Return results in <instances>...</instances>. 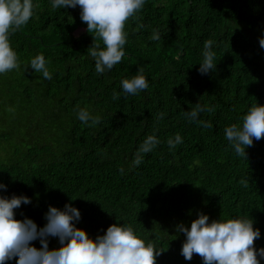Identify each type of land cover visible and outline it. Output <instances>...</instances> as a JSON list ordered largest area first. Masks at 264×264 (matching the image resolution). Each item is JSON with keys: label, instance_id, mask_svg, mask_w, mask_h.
<instances>
[{"label": "trees", "instance_id": "1", "mask_svg": "<svg viewBox=\"0 0 264 264\" xmlns=\"http://www.w3.org/2000/svg\"><path fill=\"white\" fill-rule=\"evenodd\" d=\"M33 4L32 18L9 37L20 68L0 74V182L7 185L0 194L31 199L16 219L43 227L50 205L71 203L81 213L76 227L90 238L130 223L162 250L156 264H203L198 255H181L185 236L177 226L190 228L200 212L209 222L247 215L260 230L256 249L264 248V139L246 148L245 159L224 131L242 125L254 103L264 105V0H145L126 23L124 57L102 74L88 54L95 33L87 32L80 8ZM154 29L159 41L150 39ZM209 39L216 68L202 75ZM40 54L51 80L29 67ZM140 68L148 88L124 93L121 81ZM197 103L212 109L198 117L211 128L185 115ZM81 108L100 123L81 122ZM177 133L183 142L170 149ZM149 135L160 143L133 166ZM59 246L49 238L50 249Z\"/></svg>", "mask_w": 264, "mask_h": 264}, {"label": "clouds", "instance_id": "2", "mask_svg": "<svg viewBox=\"0 0 264 264\" xmlns=\"http://www.w3.org/2000/svg\"><path fill=\"white\" fill-rule=\"evenodd\" d=\"M144 4L145 0H52L51 7L80 8V19L87 25V32L95 33L88 54L95 60V71L102 74L121 62L127 42L126 23ZM35 7L33 0H0V74L20 68L9 37L28 23ZM96 38L102 41L103 48L100 43L94 42ZM150 39L159 41V30L154 29ZM214 43L211 39L204 43L203 61L199 64L202 75L216 68ZM259 44L264 48V38L259 40ZM29 67L42 73L44 79H52L42 54L31 59ZM121 86L128 95L147 89L144 69L140 68L137 75L122 80ZM118 98L119 93L113 92V99ZM8 111L13 112L14 109L9 108ZM205 111L212 109L197 103L185 115L190 121L211 128L210 122L198 120L200 113ZM163 116L164 113H160L157 119H163ZM77 118L84 124L90 121L89 126H95L101 120L99 116H92L86 108L78 110ZM224 131L234 152L246 159V148L252 147L254 140L264 139V105L254 103L243 116L242 125L234 123ZM182 142L178 133L174 139L167 141L170 149ZM159 143L156 135L147 136L136 152L133 166H139L144 154L153 151ZM120 172L123 174L124 169L121 168ZM240 183L248 186L246 179L242 178ZM0 191L6 192L7 185L0 182ZM30 203L31 199L25 195L13 194L9 198L0 194V264L13 260L16 264H156L157 257L162 253L153 240L143 238L130 223H113L103 235L90 238L85 230L76 227L81 213L71 203L65 204L63 209L50 205L43 227H38L27 217L16 219L15 210ZM253 225V219L247 215L209 222V216L200 212L190 228L183 223L177 226V231L185 236L181 255L187 261L198 255L203 264H260V260L264 259V248L257 250L255 247L260 230ZM49 238H56L60 246L50 249ZM36 241L41 245L39 248L35 246Z\"/></svg>", "mask_w": 264, "mask_h": 264}]
</instances>
